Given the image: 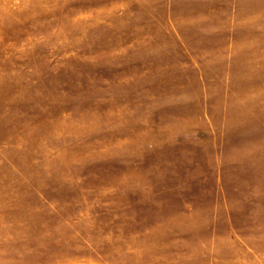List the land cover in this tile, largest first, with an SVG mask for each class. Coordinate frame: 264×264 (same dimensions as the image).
I'll use <instances>...</instances> for the list:
<instances>
[{
    "label": "rangeland",
    "instance_id": "374dc122",
    "mask_svg": "<svg viewBox=\"0 0 264 264\" xmlns=\"http://www.w3.org/2000/svg\"><path fill=\"white\" fill-rule=\"evenodd\" d=\"M0 264H264V0H0Z\"/></svg>",
    "mask_w": 264,
    "mask_h": 264
}]
</instances>
